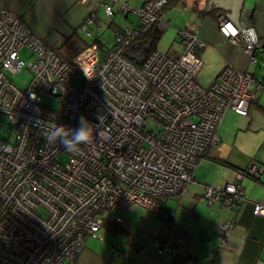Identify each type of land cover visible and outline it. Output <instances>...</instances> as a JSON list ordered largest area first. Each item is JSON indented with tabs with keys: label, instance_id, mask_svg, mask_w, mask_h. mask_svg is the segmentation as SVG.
<instances>
[{
	"label": "built area",
	"instance_id": "2783aa9c",
	"mask_svg": "<svg viewBox=\"0 0 264 264\" xmlns=\"http://www.w3.org/2000/svg\"><path fill=\"white\" fill-rule=\"evenodd\" d=\"M82 1L89 3L79 25L87 44L70 60L61 54L58 41L36 34L0 2V116L5 119L0 136V264H74L88 236L108 221L124 223L117 209L140 204L158 212L155 197L182 195L194 182V170L220 141L224 114L246 115L255 96L253 73L229 64L209 86L196 81L202 66L197 50L204 43L190 21L177 31V56L153 49L136 64L123 54L153 25L165 30L162 8L167 0H146L140 7L122 0ZM99 9L105 17L134 16L130 26L114 31L105 49L91 37ZM239 23L242 31L222 14L217 19L219 31L254 64L264 39L245 8ZM23 49L29 52L27 62L20 56ZM24 69L31 77L20 88L10 75ZM41 92L53 96L58 107L40 105ZM80 116L99 126L102 135L91 144L65 151L59 141L49 143L41 135L54 124L78 129ZM260 171L252 159L235 171L233 180L204 184L199 198L235 206L245 200L240 180L255 179ZM253 213L264 215V202H254ZM233 225V220L222 223L225 229ZM143 226L141 219L138 227ZM225 240L221 234L216 252ZM111 250L119 253L117 245ZM151 250L176 254L156 237Z\"/></svg>",
	"mask_w": 264,
	"mask_h": 264
},
{
	"label": "crops",
	"instance_id": "0c3cea01",
	"mask_svg": "<svg viewBox=\"0 0 264 264\" xmlns=\"http://www.w3.org/2000/svg\"><path fill=\"white\" fill-rule=\"evenodd\" d=\"M95 1L100 3L102 0ZM123 1L140 7L146 0ZM184 1L185 5L176 6L196 14V18L191 22L196 24L198 37L204 43V46L197 50V54L201 58L202 66L205 65L210 73L206 84L210 85L227 64L240 72L251 71L255 77L252 85L255 96L250 102L248 113L241 115L228 110L224 114L218 129L219 143L210 149L209 156L194 170V182L177 198L179 201L176 207L169 205V200L164 198L163 210H160L161 204L158 203V212H154L155 215L144 214L145 217H140L142 220L146 218L149 227L157 229L156 238L178 247L182 255L188 254V258H178L177 251V255L156 254L151 250L152 242L150 236L145 233L146 229L138 228L137 221L125 219L123 225L108 221L88 236L74 264H264V215L253 213L254 202H264V88L257 89V84H264V47L256 50L258 60L252 64L238 45L219 31V15L226 17L222 7L214 6L206 10L208 0ZM192 1H196L198 9H204L205 13L217 11L215 18L205 13L197 14L192 8ZM0 2L21 17L41 37H52L61 45L75 31L84 42L87 41L79 30V25L88 12V1ZM242 8L251 12L252 25L257 35L264 39V0H243ZM169 9L165 11V17ZM188 21L190 20H185ZM110 27L113 33L119 28L112 24ZM94 40H98L101 49L112 44V40L108 45L103 43L100 37H95ZM179 51L180 46L173 56H177ZM239 130L250 133L251 138L261 137L262 143L245 153L242 146L238 145L237 139L231 137L232 131L236 134ZM252 159L258 161L261 171L255 179L244 177L240 180L245 193L244 201L227 207L216 202H204L199 198L204 184L223 185L226 181L233 180L235 171L244 168ZM227 220L234 222L229 229L222 227V223ZM221 234H224L226 242L216 252ZM112 245H117L118 254L112 252ZM141 248L145 251L140 252ZM213 252L217 253L215 258L212 257ZM125 253L127 256L121 255Z\"/></svg>",
	"mask_w": 264,
	"mask_h": 264
},
{
	"label": "rangeland",
	"instance_id": "374dc122",
	"mask_svg": "<svg viewBox=\"0 0 264 264\" xmlns=\"http://www.w3.org/2000/svg\"><path fill=\"white\" fill-rule=\"evenodd\" d=\"M123 1V0H122ZM133 3V2H132ZM167 16L162 20V24H166L165 30L162 31L161 37L157 42L156 49L162 53H165L169 56H173V53L179 50V39L177 38V31L183 27L185 24V20H190V22L193 20V18H196V14H192V12L189 9H183L180 6H173L171 9L167 11ZM134 20L133 15H129L128 18L122 17L120 15H113L112 17H105L100 9L99 11V19L95 23V25L91 26V32H92V39L95 37H100V40L107 44L113 40V30L110 27L112 25H116L118 27H128L130 26V22ZM99 21V22H98ZM111 23V24H110ZM99 24V25H98ZM98 25V26H97ZM96 26V27H95ZM94 27L96 29H94ZM20 56L27 62L29 60V52L27 49H23L20 52ZM262 60H264V57H262ZM210 73H208V70H206V66H202L200 74L196 76V80L199 84H202V86L207 87L209 86L207 83L208 77ZM30 72L27 69H24L21 72H18L16 74L10 75V78L14 84H16L20 88H25L30 80ZM40 105L47 107L49 109H56L58 107L57 101L53 96H50L49 94L40 93ZM5 124V119L3 116H0V136L4 135V132L2 130L3 126ZM236 131V130H233ZM232 131V138H236L238 141V145L240 147L242 146L243 151L247 153L248 151H251V149L254 148V146H258L262 143L261 137H252L250 133H246L244 130H239L236 134ZM230 132V131H229ZM231 133V132H230ZM239 139V140H238ZM255 139V140H253ZM238 147V146H237ZM180 197V195L169 197V196H158L155 197V200L161 204L160 210H163L165 208L163 204V199H168V204L171 206L176 207L177 202L179 201L177 198ZM204 202H206L204 200ZM116 213L120 214L122 218L130 219L133 221H137V227L139 225V221L141 220L140 217L144 216V214H152L155 215L154 212H152L150 209L143 207L138 204H134L132 206H129L125 209H117ZM144 226L141 228V230L146 229L145 233L147 236H150L151 242L155 238L157 234V229L154 227H149L146 223V218H144ZM123 225V224H121ZM115 226V225H114ZM139 228V227H138ZM148 230H152L154 232V235H149Z\"/></svg>",
	"mask_w": 264,
	"mask_h": 264
},
{
	"label": "trees",
	"instance_id": "16d2710c",
	"mask_svg": "<svg viewBox=\"0 0 264 264\" xmlns=\"http://www.w3.org/2000/svg\"><path fill=\"white\" fill-rule=\"evenodd\" d=\"M193 10L201 15L205 13L204 9H198L196 1H192ZM185 5L184 0H167L166 4L162 8V12L176 5ZM217 11H210L205 14L210 15L215 18ZM111 24V23H110ZM161 29L156 25H153L145 32L141 33L131 44H129L124 50L123 54L136 64H140L146 58V56L153 50L156 49L157 42L162 34ZM98 43V40H95ZM87 42H84L77 32H73L69 37H67L63 43L59 46L61 54L68 60L75 56L82 48L86 46ZM171 245V244H170ZM178 252V258L184 256L185 259L188 258V254L182 255L180 249L176 246L171 245ZM176 252V255H177Z\"/></svg>",
	"mask_w": 264,
	"mask_h": 264
},
{
	"label": "clouds",
	"instance_id": "9594fccd",
	"mask_svg": "<svg viewBox=\"0 0 264 264\" xmlns=\"http://www.w3.org/2000/svg\"><path fill=\"white\" fill-rule=\"evenodd\" d=\"M78 124L80 127L75 130L54 124L52 127L42 129L41 135L49 143L59 141L65 151H76L80 145L91 144L95 138L102 135L99 126L93 125L84 116L79 117Z\"/></svg>",
	"mask_w": 264,
	"mask_h": 264
},
{
	"label": "water",
	"instance_id": "95a60500",
	"mask_svg": "<svg viewBox=\"0 0 264 264\" xmlns=\"http://www.w3.org/2000/svg\"><path fill=\"white\" fill-rule=\"evenodd\" d=\"M242 1L243 0H208L206 10L214 6L222 7L226 17L236 25L238 30L242 31L239 23L240 12L242 10ZM242 36L245 38L243 32Z\"/></svg>",
	"mask_w": 264,
	"mask_h": 264
}]
</instances>
